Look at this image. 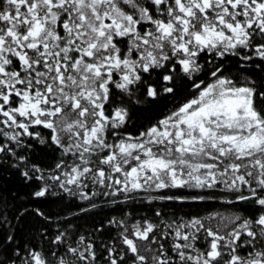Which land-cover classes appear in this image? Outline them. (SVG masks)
<instances>
[{"label":"snow or ice","instance_id":"obj_1","mask_svg":"<svg viewBox=\"0 0 264 264\" xmlns=\"http://www.w3.org/2000/svg\"><path fill=\"white\" fill-rule=\"evenodd\" d=\"M5 164L70 203L52 232L26 208L40 243L8 256L0 210V264H264V0H0ZM87 213L106 219L85 232Z\"/></svg>","mask_w":264,"mask_h":264},{"label":"trees","instance_id":"obj_2","mask_svg":"<svg viewBox=\"0 0 264 264\" xmlns=\"http://www.w3.org/2000/svg\"><path fill=\"white\" fill-rule=\"evenodd\" d=\"M190 92L191 89L183 88L175 101L169 98L150 110L144 105L137 106L132 112V120L128 126L129 131L136 132L143 130V127L147 126L150 122H154V118H161L176 104L188 98ZM28 155L33 163L45 169H50L56 164L59 153H53L51 149L36 145L35 150L31 151ZM35 187L36 182H25L17 170L9 164L0 167V210H6L7 217L14 226L12 234L15 236L14 244L3 250L5 256L11 255L13 247L40 243L37 237L40 231H42L41 223H38V218L28 214L32 208L39 206L47 215L52 217L53 227L49 228L50 232L55 230L57 219L66 214V205L70 201L62 200L59 196L49 197L45 202L34 201L31 199L30 194L34 191ZM26 208L28 212H25ZM103 210L109 213L111 212V206L104 205ZM94 211L99 212L100 209L98 208ZM183 211H199L203 213L205 209L192 207L191 209L184 208ZM21 213H24L23 216L20 215ZM105 219L106 217L103 215L95 216L93 213H87L83 217L77 218L76 223L81 226L83 231L87 232L91 231L95 223ZM8 234L7 230L0 233V242Z\"/></svg>","mask_w":264,"mask_h":264}]
</instances>
